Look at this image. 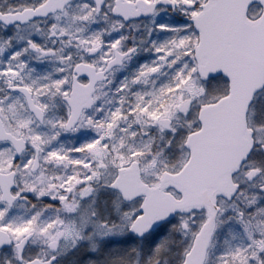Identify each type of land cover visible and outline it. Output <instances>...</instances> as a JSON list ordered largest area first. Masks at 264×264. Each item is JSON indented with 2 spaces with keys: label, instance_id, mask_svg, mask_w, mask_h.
Listing matches in <instances>:
<instances>
[{
  "label": "snow or ice",
  "instance_id": "obj_1",
  "mask_svg": "<svg viewBox=\"0 0 264 264\" xmlns=\"http://www.w3.org/2000/svg\"><path fill=\"white\" fill-rule=\"evenodd\" d=\"M0 264H264V0H0Z\"/></svg>",
  "mask_w": 264,
  "mask_h": 264
}]
</instances>
